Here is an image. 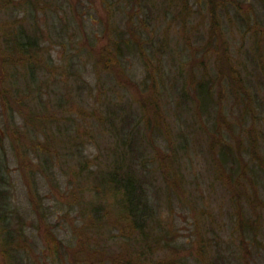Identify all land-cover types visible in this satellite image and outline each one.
Returning <instances> with one entry per match:
<instances>
[{"label": "rangeland", "instance_id": "rangeland-1", "mask_svg": "<svg viewBox=\"0 0 264 264\" xmlns=\"http://www.w3.org/2000/svg\"><path fill=\"white\" fill-rule=\"evenodd\" d=\"M45 1L49 2V9L55 10L48 15L42 9L37 11L44 33H49L46 22L59 24V18L63 22L68 20L70 28L77 30L76 33L68 30L67 37L61 41L64 43L57 38L40 41L47 55H52L48 62L54 65L52 72L58 75V70H64L66 76L59 75L57 84L51 83L52 97L43 95L41 102L33 97L28 101L31 106L22 104V114L17 104L13 110L7 111L0 99V169L5 178L0 192L14 208L13 215L23 221L24 248L19 251L22 261L27 264H107L120 250L118 244L127 234L116 228L111 220L104 219L101 211L106 207V200L99 199L92 190L84 187L93 183L87 180L92 175L90 169H82L85 158L98 153L96 143L105 149L111 145L110 138L101 129H97L98 138H94L85 128L90 126L89 116L94 106L101 101L105 109L122 106L123 114H128L132 122L139 116L141 119L142 97L149 101L143 92L146 87L147 90L160 87L155 78L158 80L162 75L167 90L170 88L158 99L166 110L162 120L166 121L164 132L167 138L155 134L152 128L144 129L146 139L142 142L146 140L147 144L142 146L147 157L153 159L154 156L149 161L154 173L149 174L155 185L151 187V199L160 204L155 207L156 217L169 230L172 228L177 237L175 248L167 251L171 254L180 252L184 264H209L214 253L218 255V264H264V205L259 201V198L264 199V0H215L221 24L219 30L210 20L209 0H190L193 13L180 31L179 22L173 15L178 13L176 4H183L185 0L177 3L173 0H112L117 2L112 5L108 4L109 0H44L41 4ZM57 10L59 17H56ZM164 11H168L165 18L162 17ZM22 13L16 11L14 14L21 19ZM7 15V12L0 11V25ZM146 15H160L161 18L151 19L143 27L140 23ZM113 19L119 24L112 22ZM20 22L13 23L18 25ZM110 24L119 25L117 32H122L126 38L138 37V32L133 34V31L140 25L143 37H153L157 45L166 31L169 43L163 44L156 56L152 49H147L151 57L148 66L134 47L124 51L121 63L106 69L100 63L106 62L101 52L110 44L112 29H107ZM25 25L33 32L28 28V21ZM166 26L171 29L167 30ZM217 47L220 48V62L227 64L231 58L236 73L238 71L235 88L223 80L224 71L220 76L217 73V54L209 53L208 60L204 55L203 51ZM0 48H4L1 43ZM162 53L163 59L160 58ZM190 53L194 54L193 60ZM258 53L262 55L260 58ZM0 54L2 90L1 78L7 77L13 66L5 64V54ZM203 61L209 71L203 80L207 84L214 82L211 99L196 89L195 82L201 77H193L196 72L202 76L201 69L196 66ZM16 63L20 75H16L17 80L28 75V68L21 62ZM40 75L42 79L49 76L47 73ZM65 78L67 84L66 80L63 81ZM21 82L16 86H22ZM13 84L14 80L10 86ZM45 105L49 110H56L51 114H56L55 119H43L39 123L43 127H36L39 129L37 134L44 140H47L45 136L54 140L56 137L55 142H59L61 130H67L68 134L73 132L71 134L77 137L63 135L68 136L62 143L66 150L59 153L67 155L37 153L28 138L25 140V155L20 148L17 152L13 131L19 128L30 137L35 134V129L26 128L23 114ZM76 125L78 133L74 132ZM173 135L180 136L173 144L174 148L171 147ZM226 138L234 153L228 154V165H221L218 158L227 150ZM82 139L85 144L77 149L74 145H80ZM49 151L54 153L51 149ZM174 151L178 153L175 160ZM63 159L67 161L64 163ZM234 159L240 160L241 167L256 168L254 179L258 184L252 179L243 186L241 200L236 198L240 190L232 182L229 167L222 169L233 165ZM164 162H170L175 175L173 180L169 174L163 176L158 163ZM69 164L73 174L68 175L65 171ZM178 169L182 172V179ZM168 184L170 189L166 186ZM39 198L43 207L35 206L34 202ZM239 205L244 207L242 212L249 222L257 221L262 227L257 240L263 246L256 248L257 241L242 237L237 225L241 217ZM98 207L103 217L101 220H98ZM157 229L158 225L154 228L156 235ZM0 264H11L9 256L2 254L1 247Z\"/></svg>", "mask_w": 264, "mask_h": 264}, {"label": "trees", "instance_id": "trees-1", "mask_svg": "<svg viewBox=\"0 0 264 264\" xmlns=\"http://www.w3.org/2000/svg\"><path fill=\"white\" fill-rule=\"evenodd\" d=\"M42 1L44 0H0V11H5L8 13L7 18L3 19V23L0 25V38H3V42L0 43L4 45V48H0V52H3L5 54H2L4 55V63H7L8 65L12 64L13 66V70H9V75L7 77L1 78V83L3 84L4 88L0 90V99L1 102L3 100L4 104L6 105L5 109L7 111L9 109L13 110L14 105L17 104L19 105V112L22 114V111L20 109L22 107V104L27 103L30 105L28 101L33 100V97L37 102H41L40 99L43 95L52 97L54 93L52 92L50 87L51 83L53 82V84H57V82L60 80V78H58L59 75L63 77L66 76L64 70H61L60 72L58 70V75L52 72L54 65L52 66L50 65L51 63H48L49 58L52 55L50 53L47 55V53L43 50V46L40 45V41L43 38H57L58 40L60 39L59 42H61L64 40V37H67L68 30L73 31L74 33H76L77 30H72L70 28L71 23H69L68 20H64L63 22L59 18V24H50L46 22V28L50 34L44 33L41 30L40 14L37 11L42 9L44 10L45 14L48 15L53 14L55 9H49L50 5L47 1H45L42 5ZM173 1L177 3L178 0ZM201 1L202 0H197V2ZM189 2L190 0H185L183 4L175 3L176 6H178V13L176 14V16H173L176 21L179 22V31L184 22L189 21L192 16V7ZM114 3L117 2L112 0L108 1L109 5H112ZM208 3L209 8L207 7V9L210 12V20L212 26L217 27V29L219 30V28H221V24L219 22L220 20L218 21L217 18L218 3L215 2V0H209L207 4ZM169 7L170 3L168 4L167 9ZM16 11L23 12L21 19L16 18L18 17V15L14 14ZM164 12V15L162 16L163 18L167 16L168 11ZM56 17H59V10L56 11ZM159 17L160 15H156L154 17L146 15L145 17H143V22L140 24H142L144 27L146 25V22L149 23L151 19L156 20V18L158 20L161 18ZM24 20L26 21V23L27 21L29 22L28 28L30 30H33V32H30L27 29ZM18 21L21 22L18 25H14L16 23L13 22ZM113 21L118 23V21H116L115 19H113L112 22ZM30 26L32 27V29ZM118 26L119 25L117 24H110L107 28L112 29L109 34L110 44L106 45L107 49L101 52V56L103 60H106V62L100 63L103 64L106 69L111 67L113 64H117L118 62L121 63L123 57L125 56L124 51L126 49L132 50L134 47H137L140 59H142V61H144L148 66V61L151 57L147 49H152V54L156 56L160 47L163 44L169 43V33L166 34V31L161 41H159V45H157L158 42L153 37H143V28H141L140 25L137 27V30L133 31V34L138 32V37L132 36L133 38H126L124 37L122 32H117L120 29L118 28ZM165 28H167V30L171 29L170 26H166ZM152 30L150 34H152ZM219 49L220 48L217 47L214 50H205L203 52H205L204 55L207 60L209 59V53H214L215 55L217 54V58L219 60V65L217 64L216 70L217 73L220 76V72L222 73L224 71V74L222 75L223 80H225L229 84V86L235 88L239 80L238 71L236 73V69L231 63V58L227 64L220 62L221 54ZM189 55H191V59L193 60L194 54L190 53ZM261 56L258 53V57L260 58ZM160 58L163 59V53L160 55ZM16 62H21L22 65H25L28 68V75L25 77L21 76L17 80L15 79V77L16 75H18L17 67L19 66V64ZM2 67L3 69H5L4 65H2ZM196 67L198 69H201L202 71V76L198 72L194 73L193 75L194 78L201 77L199 81L195 82L196 89H200L202 95H205L208 99H211L213 97L214 82L207 84V82L203 80V77H206L209 72L206 61H203V63ZM39 73L42 75L47 73L49 76L42 79V76ZM147 74H149L148 69ZM12 78L15 81V84H13V86L11 87L10 85L13 81ZM64 80H66L65 84H67V78L63 79V81ZM20 81H22L21 83L23 87L16 86V83L18 85ZM155 81L158 82L160 87L148 90L146 87L145 91L143 92L146 94L145 96H148L149 101L147 102L142 97L144 101L141 104V109H139L141 113V119L139 116V119L137 121L132 122L133 119L131 118L130 121V117L128 114H123L124 108L122 106L118 105L116 107L114 105L109 109H105V105L103 106L101 101L94 106L93 111L89 116L90 126H87V128H85L91 131H89V134H92V137L94 138H98L97 129H101L104 134H107L110 138L111 145L108 144V147L103 149L97 142L96 144L98 153H95L92 158H85L82 169H90L92 175H90V178L87 180L89 181V183L92 180L93 185L84 187L86 189L92 190L93 194L99 199L102 198L106 200V207H104L102 211L100 210V207H98L97 214L100 215L102 212V216H104V219L111 220L113 224L117 225L115 226L116 228L127 234V237L125 235V239L118 244L120 250H117L116 253L115 251H113L115 254L113 255L112 259L110 257V259L107 261V264H184V257L180 252L171 254L167 251L175 248L177 237H175V231L173 232L172 228H170L169 230L168 226L164 225V223L156 217L157 214H155V207L159 206L160 204L155 203L151 199V187H154L155 185L149 174V172L151 174L154 173V169L151 170V163H149V161L151 162L154 159V156L153 159H150L146 156L147 153H143V150H145V148L142 145L147 144L146 140L145 142H142V139H146L144 129L150 130V128H152L155 134L160 133L164 137H166L164 132L166 121L162 120L164 119L163 116L166 114V110L162 108L160 101L158 102V99L160 95L170 90V88L167 90V85L163 81L162 75L158 76V80L155 78ZM206 85L211 86L206 88ZM10 89L12 90L10 91ZM155 98L156 101H154ZM57 101H60V105H62L61 99H58ZM54 105L56 107V104ZM150 105L151 107H149ZM33 111L34 112H29L27 114L25 113L23 114V116H25L26 119V128L32 127L31 129H35L34 136H28L26 131H21L19 128H16V130L13 131L14 136H16L15 140L17 143L15 144V148L17 152H19L20 148L23 150L22 154L25 155V140H27L28 138L31 139L34 143L33 148L37 150V153H49L54 156L67 155L65 153H59L60 151L66 150L64 145H62L63 141H65V137L77 136H73L71 134L73 132L71 131H69L68 134L66 132L67 130H61V134L59 135L60 137H58L59 142H55L56 137L54 140L51 137L45 136L47 140H44L43 137H40L37 134L39 129H36V127H43L39 124L43 119H55L56 114L54 116L51 114L56 110H49L45 105L43 108L33 109ZM77 127L78 125H76L74 131L76 133H78ZM14 128L15 127H12V129ZM88 130H86V134L88 133ZM43 133H46V131H43ZM65 133H67L68 136H63ZM179 137V135H173L171 147H173L174 143H177ZM92 139L89 142H92ZM227 140L228 139L226 138L227 150L222 151V153H220V157L218 158L221 165L222 163L223 165H228L230 162L228 154L234 153V150L230 146H228ZM79 143L80 145H74L77 147V149H79V146L81 149V147L85 144L83 139L80 140ZM152 146L154 145H151L150 147ZM50 149L54 153H51V151H49ZM177 154L178 153L174 151V160L177 158ZM19 156L22 157L21 154H19ZM58 159L62 160L61 158ZM66 161V159H63L64 163ZM237 161L238 159H234L232 161L233 165L225 166L226 168L222 169L226 170L227 167H229L228 172L231 174L230 177L233 180L232 182L240 190L236 198L238 200H241L242 193L244 192L243 186H247L249 182H252V179L254 184L257 185L258 183L254 179L256 168L251 166L241 167L238 164L240 160L238 162ZM170 162L158 164L162 168L161 171L163 176L167 177L169 174V176L173 177V180L175 175L171 171ZM93 166L96 167L94 168ZM70 167L71 165L69 164L65 171L68 175L70 172H72V169ZM181 174L182 172L179 170V176L182 179ZM50 179L51 182L54 183L51 177ZM3 182H5V178L3 176L2 170L0 169L1 187L3 186ZM69 183H71V181H69ZM81 186L83 189V185ZM166 186L168 189L171 188L169 184ZM5 198L6 196L0 192L1 251L3 255L9 256L11 264H27L22 261L23 257L19 254V251L24 248V245L22 244V237L25 234L23 221L19 219L18 215H13L12 212L14 211V208L11 207L10 203L6 201ZM259 201L263 206L264 199L259 198ZM34 203L36 207H43L40 198L36 199ZM239 206V213L241 217L240 219L238 218L237 225L243 233L242 237L248 236L251 239L253 238L255 241H257L256 248L263 246L257 240L258 232H260L259 229L262 227H260L257 221L249 222L247 218H245V214H243L242 212L244 207H241V205ZM103 212H105V215L103 214ZM93 216L95 217L94 214ZM102 216L100 215L98 220H101L103 218ZM13 220H15V223H13ZM157 225V230L159 231L158 235H156L154 231V228H156ZM213 256L215 260H208L209 264H218V255L214 253Z\"/></svg>", "mask_w": 264, "mask_h": 264}]
</instances>
